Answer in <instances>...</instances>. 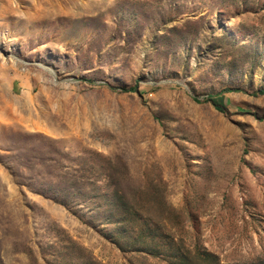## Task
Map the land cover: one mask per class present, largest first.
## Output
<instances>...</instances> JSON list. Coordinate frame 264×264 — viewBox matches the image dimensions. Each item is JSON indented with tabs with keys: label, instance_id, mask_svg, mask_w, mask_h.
Segmentation results:
<instances>
[{
	"label": "rangeland",
	"instance_id": "1",
	"mask_svg": "<svg viewBox=\"0 0 264 264\" xmlns=\"http://www.w3.org/2000/svg\"><path fill=\"white\" fill-rule=\"evenodd\" d=\"M259 90L264 0H0V264H264Z\"/></svg>",
	"mask_w": 264,
	"mask_h": 264
},
{
	"label": "trees",
	"instance_id": "2",
	"mask_svg": "<svg viewBox=\"0 0 264 264\" xmlns=\"http://www.w3.org/2000/svg\"><path fill=\"white\" fill-rule=\"evenodd\" d=\"M127 90H129V91H131V90H135V87H130V88H128ZM258 92H259V93H264L263 90H259Z\"/></svg>",
	"mask_w": 264,
	"mask_h": 264
}]
</instances>
